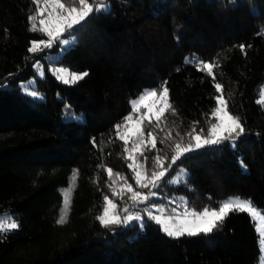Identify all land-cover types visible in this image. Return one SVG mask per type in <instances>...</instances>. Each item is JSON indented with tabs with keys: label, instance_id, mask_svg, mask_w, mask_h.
I'll use <instances>...</instances> for the list:
<instances>
[{
	"label": "trees",
	"instance_id": "obj_1",
	"mask_svg": "<svg viewBox=\"0 0 264 264\" xmlns=\"http://www.w3.org/2000/svg\"><path fill=\"white\" fill-rule=\"evenodd\" d=\"M64 2L79 7V0ZM89 3L94 11L72 30L70 44L34 55L27 52L31 41L46 36L31 31L32 23L39 27L28 20L36 14L33 0H0V212L18 224L0 229V264H256L257 232L248 213L233 211L212 233L179 238L167 237L146 214L143 230L136 221L106 228L96 217L105 195L121 215L131 205L130 194L121 199L112 193L126 183L137 189L117 131L125 117L142 113L133 111V99L146 88L164 86L171 108L159 122L143 121L145 135L152 131L157 146L137 156L149 174L157 155L170 163L176 143H194L193 130L207 134L217 95L245 134L179 160L150 203L167 213L184 197L187 208L202 210L237 195L264 215V102L258 101L264 86V0ZM96 5L103 6L96 11ZM48 52L56 54L55 64L88 75L69 85L57 81L43 57ZM191 57L211 63L213 75L200 70L202 63H186ZM38 60L43 75L34 88L42 99L18 88L19 80L35 73ZM67 186L68 214L58 225Z\"/></svg>",
	"mask_w": 264,
	"mask_h": 264
},
{
	"label": "snow or ice",
	"instance_id": "obj_2",
	"mask_svg": "<svg viewBox=\"0 0 264 264\" xmlns=\"http://www.w3.org/2000/svg\"><path fill=\"white\" fill-rule=\"evenodd\" d=\"M33 2L36 5V12L39 16V27L37 28L36 23H32L31 31H38L46 36V39H33L31 41V46L27 48V52L34 55L43 52L45 49H52L55 45L63 48V46L70 44L72 41L67 38L68 35L94 11V6L89 3V0H79V7L68 6L64 0H33ZM101 6L103 5H96L95 10L98 11ZM34 19L35 17L28 16L30 22ZM240 47L243 49L244 45L241 44ZM46 58L52 64L49 72L57 81L63 82L64 85L81 81L88 75L86 71L70 72L66 67H56L53 56L49 55ZM188 62L202 63L200 70H207L209 76L213 75V65L211 63L197 61L194 57L187 58L186 63ZM21 88L31 89L30 96L33 98L38 96L37 91L32 89V82L22 84ZM215 91L216 93L221 92L220 83H215ZM148 101L151 102L149 103ZM215 101L216 107L212 111L211 116L216 122L211 123L210 127L207 128V134H195V130H193V133H190V135L194 143L187 145L176 143L175 154L171 156L170 163H163V157L157 155L155 157L156 168L149 174L144 170L145 165L138 162L137 156L143 155V150L149 146L151 149H155L157 141L152 131H148L145 135L143 121L147 119L148 123L151 124L154 118L155 121L159 122L165 115L166 110L171 108L169 88L164 86L163 90L159 92L156 90L145 91L144 94L139 96L138 100H133L132 109L134 112L138 111L139 108H143L145 111L136 119L132 116L125 117V131L122 134L117 131V134L119 139L124 142L127 159L130 161L127 167L133 173L132 178L139 190L134 189L126 181V186L121 187L119 192L115 188L112 189L113 196L119 195L121 199H123L125 193L130 194L128 195V200L131 201V205H125L123 208L124 215H121L117 211V204L105 195L103 198V214L96 217L102 226L106 228L109 226H136L133 222L139 221V227L143 230L146 214L147 219L154 221L159 226L160 231L169 238H179L184 235L194 237L198 234L207 235L212 233L229 213L233 211L256 214L253 206L243 198L227 200L218 205V210L217 208L205 207L203 211L196 209L191 211L185 210L182 214L177 215H165L163 207L150 203L158 195L157 189L160 187L162 181H164L167 174L179 160L185 158L190 153L205 148L221 146L224 142L231 141L235 143L238 138L245 134V128L239 117L230 114L226 110L225 99L221 95H217ZM261 102H264V100ZM128 121H132L131 127H129ZM120 127V124L116 125L117 130ZM129 144H131L130 148L128 147ZM146 160L147 157H145ZM107 172L111 177L113 170L108 168ZM116 175L119 177V173H116ZM76 178L77 173L73 170L72 180L75 181ZM69 191L70 189L63 193V209L61 210L59 219L56 220V224L58 225L66 222L70 203ZM175 212L176 209L174 208L173 213ZM17 227V223L9 225L11 229H16Z\"/></svg>",
	"mask_w": 264,
	"mask_h": 264
},
{
	"label": "rangeland",
	"instance_id": "obj_3",
	"mask_svg": "<svg viewBox=\"0 0 264 264\" xmlns=\"http://www.w3.org/2000/svg\"><path fill=\"white\" fill-rule=\"evenodd\" d=\"M39 20V16L36 12L35 14V21H38ZM69 40L71 39L70 38V35H68L67 37ZM46 39V38H44ZM53 56L55 57L56 54L54 52H48V53H45V55L43 56L44 58H46L47 56ZM47 59V58H46ZM38 62H36L34 65H35V73L30 75L28 78L24 79V80H19L18 82V88H20L23 92L27 93L30 95V91L31 89H22L21 88V85L22 84H26V83H29V82H32V89H35L34 88V84H35V81H36V77H40L43 75V71H42V66L41 64L43 63L42 60H38ZM46 65H47V69L49 71V68L52 66V64L49 63V61L46 62ZM56 67H63V66H60V65H57L55 64ZM68 71H72V70H68ZM76 72H79V71H76ZM38 93V96L35 97L37 99H42L43 96H42V93H41V90H37L35 89ZM153 90L152 88H146L142 93H140L135 99L133 100H138L139 99V96L144 94L145 91H151ZM163 88L159 89L157 92L159 91H162ZM133 100L131 101V103L133 102ZM262 101L264 100V86L261 88L260 90V94H259V98H258V101ZM149 103L151 101H148ZM216 107V106H215ZM140 109V108H139ZM142 109V113L145 111V109L141 108ZM215 109V108H214ZM214 111V110H213ZM140 115V114H139ZM135 116L134 119L138 118V116ZM213 122H216L214 119H213ZM212 122V123H213ZM129 127L132 126V121H128L127 122ZM125 131V127L123 126L122 129H121V134ZM182 171V173H185V171L183 169H180ZM178 176V173L173 175L171 177V181L172 182H176V178ZM70 189V186H67L65 187L62 192L64 193L66 190H69ZM62 199H63V194H62ZM236 199H241L240 197H238L237 195H229L225 198H223L220 202V204H222L223 202H226L227 200H236ZM175 203H176V212L173 213V209L172 210H168L166 211L167 213H164L165 215H177V214H182L185 210H188V211H191L190 208H187L184 204V201H185V198L184 197H178L176 198L175 200ZM248 201V200H247ZM249 202V201H248ZM250 203V202H249ZM251 204V203H250ZM252 205V204H251ZM253 208L255 209V212L256 214L253 215L251 212H249L248 214L251 216L252 220H253V223H254V227H255V230L257 232V242H258V247H259V258H258V261L256 262V264H264V215L260 212V210L255 207L254 205H252ZM217 210H218V207H217ZM170 211V212H169ZM200 211H203L200 210ZM103 214V213H102ZM101 214V215H102ZM139 225H140V222L139 221H136ZM12 223H17L15 219L12 218V216L8 213V212H0V229H10L9 228V225L12 224Z\"/></svg>",
	"mask_w": 264,
	"mask_h": 264
}]
</instances>
